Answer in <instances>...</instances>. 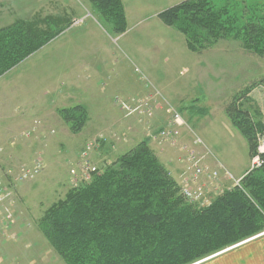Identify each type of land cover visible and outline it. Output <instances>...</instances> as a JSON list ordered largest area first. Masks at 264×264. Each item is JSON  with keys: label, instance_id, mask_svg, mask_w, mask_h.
Returning <instances> with one entry per match:
<instances>
[{"label": "rangeland", "instance_id": "374dc122", "mask_svg": "<svg viewBox=\"0 0 264 264\" xmlns=\"http://www.w3.org/2000/svg\"><path fill=\"white\" fill-rule=\"evenodd\" d=\"M178 1L170 0L174 4L177 2L175 5L185 0ZM215 3L228 7L230 14L236 16L239 23V20L243 21L249 16L248 9H257L264 0H215ZM121 4L123 6L122 1ZM46 6V0H0V28L20 20L35 22L41 30L61 29L49 45L71 30L81 27L86 20L95 19L113 40L119 37L113 35L110 23L97 12L91 0L84 16L73 18L65 24L53 18H42L41 14L51 8ZM39 8H44V12L35 15L33 11ZM162 11L131 10L129 18L153 20L155 13ZM31 14L35 16L28 19L27 15ZM82 19L83 22L73 25L74 21ZM45 20L51 22L46 25ZM144 25L142 23L140 28ZM150 25V28L142 32H138V29L130 32L113 45L118 56V66L124 68L122 77L127 83L138 82L148 91L146 97L151 96V87L162 95L180 114L188 128L206 144L212 154L207 162L210 167L215 165V158L233 176L243 171L248 164L252 170L247 143L230 125L224 115V107L233 96L249 88L248 103L243 102V106L258 109L264 124V88L256 86L264 76V55L258 56L243 50L240 42L233 39L219 40L200 54L191 53L186 49L183 36L174 29L165 28L162 24L158 28L153 26L154 23ZM61 46V43L54 45L52 50L39 57L40 60L32 59L17 71L16 66V69L0 77V264H65L39 232L37 225L40 218L47 209L63 201L70 190L89 184L95 174H99L143 141L164 168L166 155L173 154L168 162L172 165L174 163L173 167L171 170L165 169L178 187L177 194L182 198L178 176L184 169L181 160L185 155L181 147L189 145L191 138L184 129L175 128L167 132L166 139L162 140L160 131H169L170 125V114L166 110L157 107L146 114L128 115L127 108L131 104L128 99L113 98L110 106L117 112L116 126L112 118L99 124L95 119L99 108L87 102L81 105L87 115L85 126L74 134L59 111L77 106L79 100L86 98L82 89L83 82L76 78L70 79L65 85L69 89L66 93L68 100H58L54 105H51V101L55 100H50L53 96L48 100L40 99L41 93L38 91L41 92V89L30 90L29 85H44L58 77L42 76L39 71L48 68L54 72L60 69L66 62ZM158 54L161 55L159 59ZM201 54L205 55L199 56ZM151 56L158 61L156 66L143 67L142 59L147 61ZM196 70L200 79L203 77L209 80L210 94H205L202 84L195 83ZM42 78L44 81H40ZM154 84L170 94L173 104L166 100ZM24 88H29V92L27 100L21 101V89ZM30 102L37 105L34 110L28 106ZM103 109L111 114L108 106ZM200 119H204L200 127H204L207 122L211 124L208 128H200L197 126V120ZM121 129L123 132H120ZM129 131L134 133L128 135ZM175 132L178 135V147H171L167 141H171ZM126 137L128 139L125 143ZM119 143L122 147L117 151L115 147ZM263 144L264 137H260L259 145ZM160 154L162 157L158 159L157 155ZM90 168L95 169V172L89 176ZM211 256L193 264L203 263Z\"/></svg>", "mask_w": 264, "mask_h": 264}, {"label": "trees", "instance_id": "16d2710c", "mask_svg": "<svg viewBox=\"0 0 264 264\" xmlns=\"http://www.w3.org/2000/svg\"><path fill=\"white\" fill-rule=\"evenodd\" d=\"M114 36L127 30L120 0H91ZM237 23L215 0H185L158 13L157 19L183 36L186 49L200 54L222 39L264 55V3L248 9ZM51 22L45 20V24ZM62 30H41L35 22L14 21L0 28V77L56 38ZM264 88V76L256 84ZM245 88L225 106V116L260 166L239 187L226 190L204 209L187 204L145 141L124 153L89 184L70 190L47 209L38 230L65 264H193L264 232V154L258 153L264 124L248 103ZM72 133L87 121L77 105L59 111Z\"/></svg>", "mask_w": 264, "mask_h": 264}, {"label": "crops", "instance_id": "0c3cea01", "mask_svg": "<svg viewBox=\"0 0 264 264\" xmlns=\"http://www.w3.org/2000/svg\"><path fill=\"white\" fill-rule=\"evenodd\" d=\"M121 1L125 10L127 30L123 35L119 36L117 39L113 40V38L108 35V32L100 26L98 21H96L95 19H88L84 22L81 27L75 30H71L69 33L57 38L45 48L41 49L36 54L32 55L27 60L22 62L19 66H17V69L15 68L16 71L20 67L30 62L32 59L40 60L39 57L46 53V51L52 50L54 45L60 43L62 44L60 48L63 50L66 62L61 65L59 70H56L54 72L48 70V68L39 71V74H41L42 76L56 75L58 77L55 78V81H50L51 83L47 81V84L45 83L46 85H29L30 90L38 91V89H41V92L38 91L39 93H41V96L39 97L40 99L44 98L48 100V98L53 96V98L50 100H55L51 101V105H54V103H56V101L58 100H68L66 93L69 89L67 90L65 85L68 84L70 79L73 80L76 78L78 81L81 80L84 84V87H82V89L86 93V98L79 100V102H77L78 104L76 105H86L87 102L90 104L92 103L93 106L99 108V113L95 116V119L98 121V123L102 124L103 122H108L114 119L113 122H116L113 123L114 125L117 124V120H115L117 112H115L114 109L110 106V102L113 98L120 97L129 100L132 98H140L146 96L148 94V91L145 90L138 82L127 83L125 81V78L122 77V74L124 73L122 72V70L124 68L118 66V56L117 53L113 50V45H115V43L123 39L132 31L134 32L138 29V32H142L143 30L150 28V23H154L153 26L155 28L161 27V22L157 20L158 13H155V18L153 20L148 19V21H141L140 19H130L129 11H162L174 6L177 2L174 4L171 3L170 0ZM180 1H178V3ZM57 3H59L61 7H57ZM88 3L89 0H46V5L51 6V8H47L45 12L43 10L44 8H39L38 10H36V12H33L35 13V15L44 12V14H41L43 16L42 18H53L54 21H63L62 24H65L70 22V20L73 18L84 16V12L87 13L86 8ZM33 14H31V16L27 15L29 17L28 19H32V17L35 16H33ZM130 17L132 18V16ZM142 23H144L145 25L143 26V28H140V25ZM10 24H12V22L8 25ZM204 55L205 54H201L199 56ZM160 56L161 55H159L157 59H159ZM154 58V56L151 59L149 57L147 61L146 59H142V63L144 65L143 67L149 68V65L156 66L158 61L156 62ZM195 72V83L202 84V90L206 92L205 94H208V92L210 94L211 85L209 80H205V78L203 79V77H201L200 79L197 70ZM43 79L44 78H42V80L40 81H44ZM155 87L157 88V90H160L162 92L166 100L173 104L169 96L170 94L166 93L163 89L161 90L157 85H155ZM28 89H21V101L23 99L27 100V93L29 92ZM28 106H30L32 110L37 107L34 102H30ZM107 106L111 109V114L103 109ZM21 107L22 106H20V108ZM198 113L203 114L200 111ZM158 116L159 115H156V118ZM203 120L204 119H200L199 121L197 120L198 127L201 126V122ZM210 124L211 122H207L204 127L200 128H208ZM120 132H123L122 129L120 130ZM134 132H136V130ZM134 132L131 133L129 131L128 135L133 134ZM127 139L128 137L125 138V143ZM120 147H122V145L120 146L119 143V146L117 145L115 148L118 151V149L121 150ZM166 156L169 159H165V168L171 170V167H173L174 163L172 165L168 162L171 161L170 157H173V154L168 153ZM157 157L158 159H160L162 156L160 154L157 155ZM249 170L250 166L248 164L243 169V171H241L239 174L236 173L237 175L234 176L236 178H242ZM200 264H264V232L255 239L230 248L229 250Z\"/></svg>", "mask_w": 264, "mask_h": 264}, {"label": "built area", "instance_id": "2783aa9c", "mask_svg": "<svg viewBox=\"0 0 264 264\" xmlns=\"http://www.w3.org/2000/svg\"><path fill=\"white\" fill-rule=\"evenodd\" d=\"M83 20L84 19L79 21L76 20L73 25L79 24L83 22ZM150 90H152V94L149 97L145 96L143 98H132L127 100L129 104L131 103L127 108L128 115L140 113L146 114V112H150L153 108L161 107L166 110L168 114H170L169 131L161 130V133L159 134L162 137V140H164L167 136V132L174 131L175 128L184 129L190 136L191 143L189 145H182L181 147L185 155V158H182L181 160L184 164V169L178 176L179 192L184 201L195 206L197 209H204L211 204L215 197L222 195L224 191L239 187L241 178H234L227 168L219 163L215 158L213 161L215 162V165L213 167L208 165L209 163L207 162L211 158L212 154L209 152L206 144L199 137H197L190 128H188L180 114L164 100L158 91L152 89V87ZM176 134L177 132H175L173 137L171 136L172 138L170 142L167 141L171 147H178V135ZM258 153L264 154V144L263 146L259 145ZM259 166L260 160L259 157L256 156L251 161V169ZM94 172L95 169L90 168L88 175L90 176L91 173ZM261 234L242 241L235 246L251 241ZM217 255L219 254L217 253L205 260H209Z\"/></svg>", "mask_w": 264, "mask_h": 264}]
</instances>
